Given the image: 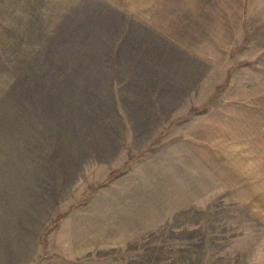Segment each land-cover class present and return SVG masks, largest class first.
I'll return each instance as SVG.
<instances>
[{"label":"rangeland","instance_id":"374dc122","mask_svg":"<svg viewBox=\"0 0 264 264\" xmlns=\"http://www.w3.org/2000/svg\"><path fill=\"white\" fill-rule=\"evenodd\" d=\"M0 264H264V0H0Z\"/></svg>","mask_w":264,"mask_h":264},{"label":"crops","instance_id":"0c3cea01","mask_svg":"<svg viewBox=\"0 0 264 264\" xmlns=\"http://www.w3.org/2000/svg\"><path fill=\"white\" fill-rule=\"evenodd\" d=\"M149 19V18H148ZM147 19V20H148ZM137 20H132V24L136 23ZM123 26V25H122ZM124 29V28H123ZM126 37V38H125ZM122 42L119 44L118 46V67H117V62L115 60V68L118 69V70H135V66H138L139 63L136 62V58H137V49H132V44L129 45V47H126L125 50H126V54L123 55V43H128V40L131 38V36H128L126 35ZM174 42V45L178 48H184L185 47V44L182 43L181 41L179 40H175L173 39L172 40ZM117 46V45H116ZM135 47V46H134ZM178 54H183L182 53V49H178ZM155 58V57H154ZM158 58H163V54H161ZM168 69V70H183L182 67L179 65V64H175V65H169V66H164L161 68L158 66L155 68L152 67L151 70H152V74H155L156 71L155 70H165V69ZM184 85L183 81L182 82H179L178 84H171L170 83V86L165 89L163 92H168V91H171V90H177L179 91V89ZM150 88V91H154V84L152 86L149 87ZM155 122H159L158 120H156ZM232 129H234V125L232 126ZM197 148L199 149L200 152H202L203 154V150L205 147H203L202 145H199L197 146ZM206 149V148H205ZM168 195V194H167ZM167 197V196H165Z\"/></svg>","mask_w":264,"mask_h":264}]
</instances>
